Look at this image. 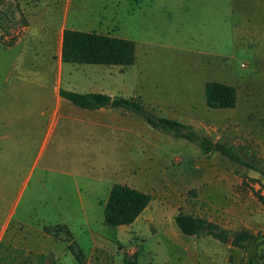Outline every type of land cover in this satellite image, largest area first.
Wrapping results in <instances>:
<instances>
[{"label": "rangeland", "instance_id": "obj_1", "mask_svg": "<svg viewBox=\"0 0 264 264\" xmlns=\"http://www.w3.org/2000/svg\"><path fill=\"white\" fill-rule=\"evenodd\" d=\"M64 29L134 41L135 61L123 69L121 85L156 115L229 142L243 158L264 166V0H1L0 60L20 40L30 59L25 74L48 73L38 50L51 55ZM0 74L8 70L1 67ZM210 81L236 89L234 108L206 106L204 85ZM148 128L156 134L147 138L152 150L145 148L126 180L150 196L141 218L147 215L169 226L183 212L216 224L230 237L243 231L264 234V179L259 174ZM114 230L94 219L88 230L78 232L83 258L67 257L71 263L66 264H192L182 262V248L171 238L164 244L159 232L138 240ZM46 233L57 253L70 254L64 240L76 242V236ZM185 238L193 248L202 244L201 250L214 253L207 257L216 264H264V245L239 249L205 234L200 240ZM131 247L137 248L136 257ZM42 264H50L47 255Z\"/></svg>", "mask_w": 264, "mask_h": 264}, {"label": "crops", "instance_id": "obj_2", "mask_svg": "<svg viewBox=\"0 0 264 264\" xmlns=\"http://www.w3.org/2000/svg\"><path fill=\"white\" fill-rule=\"evenodd\" d=\"M62 31L51 55L47 49L38 50L48 73L25 74L30 59L20 40L0 60V70H8L0 74V264H42L46 255L50 264H64L62 258L71 263L67 257L72 254L57 253L44 227L60 225L57 233H72L79 246L78 232L88 230L94 219L103 222L111 186L132 187L126 180L145 148L151 152L147 138L156 136L133 115L82 109L60 96L59 91L66 90L134 97L120 84L126 67L63 63ZM147 208L131 224L113 227L114 231H126L138 240L159 232L164 244L171 240L182 248V262L216 264L207 257L214 253L201 250L202 244L190 246L174 221L167 226L147 215L141 218ZM131 249L136 257L137 248Z\"/></svg>", "mask_w": 264, "mask_h": 264}, {"label": "trees", "instance_id": "obj_3", "mask_svg": "<svg viewBox=\"0 0 264 264\" xmlns=\"http://www.w3.org/2000/svg\"><path fill=\"white\" fill-rule=\"evenodd\" d=\"M1 1V0H0ZM60 59L63 63L77 65H101L127 67L135 61V43L122 37L94 31L64 29L61 37ZM60 96L74 106L86 110L112 109L133 115L143 120L152 129L174 139H183L197 146L202 155L218 153L234 165L249 169L264 179V166L243 158L237 147L229 142L214 141L198 133L189 124L176 119L156 115L147 109L139 97L109 96L103 93H77L60 90ZM205 104L210 109H232L236 105V89L226 83L210 81L204 85ZM150 196L133 187L115 183L111 186L103 207V222L113 228L131 224L148 206ZM173 221L181 234L199 238L205 234L221 243L230 240V245L245 249L264 245V234L235 232L232 237L216 224L191 214L179 212ZM59 232L60 225L51 228ZM51 230V231H52ZM44 231L50 232L44 227ZM68 234V232L66 231ZM67 242L66 249L76 261H81L83 252L74 242Z\"/></svg>", "mask_w": 264, "mask_h": 264}, {"label": "water", "instance_id": "obj_4", "mask_svg": "<svg viewBox=\"0 0 264 264\" xmlns=\"http://www.w3.org/2000/svg\"><path fill=\"white\" fill-rule=\"evenodd\" d=\"M226 243H227V244H229V243H230V240H229V239H228V240H226Z\"/></svg>", "mask_w": 264, "mask_h": 264}]
</instances>
